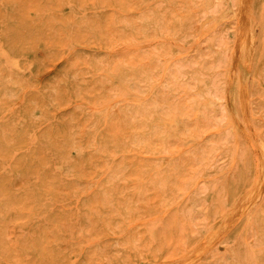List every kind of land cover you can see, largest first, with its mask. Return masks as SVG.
<instances>
[{
  "label": "rangeland",
  "instance_id": "rangeland-1",
  "mask_svg": "<svg viewBox=\"0 0 264 264\" xmlns=\"http://www.w3.org/2000/svg\"><path fill=\"white\" fill-rule=\"evenodd\" d=\"M262 145L264 0H0V264H264Z\"/></svg>",
  "mask_w": 264,
  "mask_h": 264
},
{
  "label": "bare ground",
  "instance_id": "bare-ground-1",
  "mask_svg": "<svg viewBox=\"0 0 264 264\" xmlns=\"http://www.w3.org/2000/svg\"><path fill=\"white\" fill-rule=\"evenodd\" d=\"M244 6V5H243ZM245 7L242 8V10H244ZM247 19L245 18H241L240 19V26L242 28V30L244 31L241 39L239 40L238 43V50L237 53H239L241 50H244V52L246 53V55L251 56L254 54V49H253V37L249 34L248 31V26H247ZM260 151H261V157H262V168L264 169V145H262L260 147ZM259 187H261L262 183L260 182ZM258 195L257 194H253V195H245L240 203L235 206V208L233 209V214L234 217L230 220V224H232L234 222V220L239 217L240 215H242L251 205L254 204V202L257 200ZM220 231H218L219 233ZM195 253V252H194Z\"/></svg>",
  "mask_w": 264,
  "mask_h": 264
}]
</instances>
